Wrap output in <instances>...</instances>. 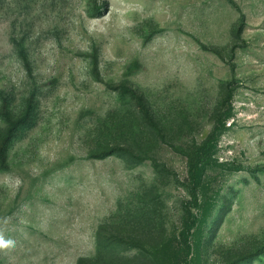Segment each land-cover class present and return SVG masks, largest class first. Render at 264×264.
<instances>
[{
	"label": "rangeland",
	"instance_id": "rangeland-1",
	"mask_svg": "<svg viewBox=\"0 0 264 264\" xmlns=\"http://www.w3.org/2000/svg\"><path fill=\"white\" fill-rule=\"evenodd\" d=\"M0 264H264V0H0Z\"/></svg>",
	"mask_w": 264,
	"mask_h": 264
},
{
	"label": "clouds",
	"instance_id": "clouds-1",
	"mask_svg": "<svg viewBox=\"0 0 264 264\" xmlns=\"http://www.w3.org/2000/svg\"><path fill=\"white\" fill-rule=\"evenodd\" d=\"M12 242L10 240H5L3 236H0V247H7L11 244Z\"/></svg>",
	"mask_w": 264,
	"mask_h": 264
}]
</instances>
